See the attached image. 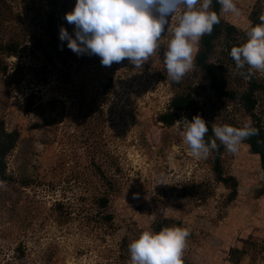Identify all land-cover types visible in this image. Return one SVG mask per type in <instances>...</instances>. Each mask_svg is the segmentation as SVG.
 Returning <instances> with one entry per match:
<instances>
[{"label": "rangeland", "instance_id": "374dc122", "mask_svg": "<svg viewBox=\"0 0 264 264\" xmlns=\"http://www.w3.org/2000/svg\"><path fill=\"white\" fill-rule=\"evenodd\" d=\"M254 1L234 0L239 15H220L244 30ZM34 3L40 14L49 8L52 23L75 38V26L65 16L76 0ZM261 5L264 8V0ZM182 10L169 17L160 47L141 68L127 59L105 67L97 55L73 52L66 40L64 61L51 48L47 53L33 50L30 40L40 34L37 25L32 27L19 13L15 0H0V37L12 30L21 41L20 56L7 57V71L0 74V118L7 130L19 132L7 170L32 180L29 187L0 183V264H21L15 257L17 247L25 264H123L118 260L121 238L130 230L149 228L160 215L179 219L180 226L189 229L183 250L189 264H264V189L258 193L262 184L257 157L243 143L235 154L224 151L223 165L238 182L235 199L227 203V190L213 181L208 157L190 154L177 122L183 117L171 126L155 120L173 93L163 54ZM256 73L264 83V72ZM108 75L113 88L100 103L95 89ZM28 94L34 95V103L24 114ZM93 98L102 108L98 125L90 121ZM221 104L218 113L208 117L213 127L248 122L237 109ZM259 104L264 120V90ZM92 156L105 168L110 160L119 186L109 204L111 227L85 219L89 194L96 188ZM190 182L208 184L212 195L188 200L189 190L181 192L179 185ZM57 200L70 205L67 216L51 211ZM233 248L239 250L233 255H239L236 262L229 257Z\"/></svg>", "mask_w": 264, "mask_h": 264}, {"label": "trees", "instance_id": "16d2710c", "mask_svg": "<svg viewBox=\"0 0 264 264\" xmlns=\"http://www.w3.org/2000/svg\"><path fill=\"white\" fill-rule=\"evenodd\" d=\"M2 1V0H1ZM18 5L19 13L24 14L28 23L32 27L37 25L36 33L38 36H33L30 40L31 46L34 49L47 50L51 48L57 54L59 60L64 61L67 53L64 41L59 38V29L52 23V13L49 8H46L42 14L38 13L35 8V0H15ZM221 6L213 0L210 10H214L220 16V23L214 25L213 32L210 35H204L196 45L194 52V66L185 75L181 82L176 83L168 78V82L172 88V95L169 97L164 109L160 111L155 120L164 126H171L180 117H186L191 120L194 115H201L208 124L209 132L206 134V141L209 138L214 139L212 133L213 125L208 117L212 114H217L218 109L223 107L221 104H229L237 109L243 116L251 122L253 127L259 129V134L249 137L243 142L248 153L257 157L259 169L261 173V184L258 193L264 189V120L262 118L263 110L259 109V98L264 90L263 80L257 76V73L251 78L246 79L244 76L238 75L235 72V62L229 55L233 46L243 44L246 39V33L251 27L260 23L259 17L264 13V8L261 5V0H255L248 12L249 26L244 30L238 29L234 24L226 21L220 15ZM14 32L17 31L14 29ZM43 42V44H42ZM21 41L18 35L12 30L5 31L0 37V74L7 71L8 64L5 60L7 57H19L21 54ZM247 71L246 69L244 70ZM113 88L111 76H106L105 79L98 83L95 89L100 103L108 100L110 91ZM34 95L28 94L23 99L22 112L27 114L30 112L33 105ZM93 98L90 121L94 125H98L102 121V108L95 105ZM221 100L222 102H219ZM38 124H33L37 126ZM19 139V132L16 129L7 130L4 126V121L0 118V183L17 185L20 187H29L32 180L26 176H16L7 170V158L11 151L16 147ZM219 144V141H217ZM97 149H93L95 151ZM225 151L223 145L218 151H212L208 156V167L212 174V179L215 183L221 184L226 190L225 202H232L237 194V180L224 167L222 155ZM95 156L89 160V165L92 166L93 178L96 180V188L89 194L88 203L90 208L85 214L87 221H97L105 224L108 227L112 225L113 214L109 209V204L112 198L119 193V186L111 174L110 160L102 167V164L94 162ZM114 173V172H112ZM180 191L189 190L186 194L188 200L202 201L206 197L212 195L213 190L204 182L194 184L193 182L180 184ZM188 186V187H186ZM63 201H54L50 209L58 217L68 215L67 207ZM167 226H180V220L168 216H158L150 221L149 228L159 231ZM143 231L142 228H136L129 231L121 238L118 244L119 254L118 260L125 261L123 264H130V253L128 250L129 244ZM130 234V235H129ZM18 251L15 257L20 260L21 264H25L22 260L23 254ZM238 253L237 248L230 251V259L236 262L239 255L233 258V255ZM125 255V256H123ZM183 264H189L185 257Z\"/></svg>", "mask_w": 264, "mask_h": 264}, {"label": "clouds", "instance_id": "9594fccd", "mask_svg": "<svg viewBox=\"0 0 264 264\" xmlns=\"http://www.w3.org/2000/svg\"><path fill=\"white\" fill-rule=\"evenodd\" d=\"M216 2L221 6V13L239 15L234 0ZM212 3L213 0H76L74 9L65 16L75 26V38L63 26L59 38L66 40L68 48L78 55L99 56L102 66L110 67L127 59L141 68L160 47L158 42L169 17L182 8L178 26L173 29V37L163 54L168 78L179 83L194 66L196 45L220 23L217 12L210 10ZM259 20V24L247 31L246 41L233 46L229 53L235 62L236 74L246 79H251L257 71L264 72V13ZM177 122L195 158H207L221 145L235 154L245 140L259 134L251 122L241 127L223 124L214 126L215 138L206 141L209 127L201 115H194L191 120L183 117ZM161 183L164 182L158 184ZM189 235V229L181 226H167L159 231L147 228L128 246L130 264H183V250Z\"/></svg>", "mask_w": 264, "mask_h": 264}]
</instances>
